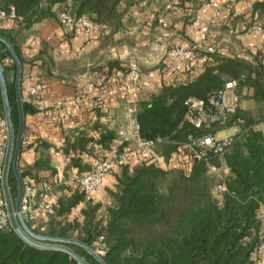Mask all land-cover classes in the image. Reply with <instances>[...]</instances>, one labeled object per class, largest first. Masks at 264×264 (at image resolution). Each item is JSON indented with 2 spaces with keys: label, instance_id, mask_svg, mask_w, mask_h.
I'll return each instance as SVG.
<instances>
[{
  "label": "trees",
  "instance_id": "trees-1",
  "mask_svg": "<svg viewBox=\"0 0 264 264\" xmlns=\"http://www.w3.org/2000/svg\"><path fill=\"white\" fill-rule=\"evenodd\" d=\"M121 1L70 0L67 4L68 0H0V8L9 12L14 7V19L30 26L52 15L51 7L54 4L66 3L65 11L70 10L77 15L88 14L96 24L118 27L123 17V11L119 9ZM259 3L263 6L264 0H257L256 5ZM0 34L11 41L24 62L13 36L5 30H0ZM5 47L0 41V61L7 77L17 130L19 113L15 74L12 79L9 76V71L15 73L16 64ZM208 54L211 60L203 71L192 79L162 84L159 90L150 93L149 99L140 103L136 117L143 137L163 139L158 151L166 161L173 152L183 149L189 134H215L232 127L241 118V129L223 158L216 156L208 162L188 156L189 166L185 169H167L156 162L140 161L132 170L124 168L118 176L115 188L111 190L113 201L103 214L99 213V204L89 202L83 210V221L74 220L61 225L57 215L71 209L84 198V193L77 186L75 192L62 196L55 204V215L51 214L45 222L47 228L43 233L75 236L95 249L102 248L104 252L101 254L109 264L254 262L255 253L264 242V218L260 215V208L264 205V131L255 126L264 120V112L258 118L251 111L239 108L225 124H216L210 129L197 128L185 121L184 116L187 109L185 99L188 96L206 98L208 94L222 88L229 78L238 81L239 93L244 86L253 87L251 97L256 102L264 103V71L259 65L240 57L225 56L218 52ZM261 55H257L258 60ZM6 58L11 62H7ZM118 67L116 63L114 69ZM23 109L24 113L36 111L25 100ZM0 110L3 111L1 86ZM116 136L117 129L112 131L106 128L100 131L98 138L80 135L74 142L67 141L64 149L66 152H73L77 147L82 150L85 143L93 138L107 148V142ZM24 145L23 139L22 148ZM222 160L230 167L231 174L225 179L227 189L218 196L213 192L215 182L209 173V164H221ZM73 162L81 165L80 158H73ZM46 166L44 160L34 164L37 169ZM20 171L23 179L31 173L30 169L20 168ZM8 182L15 201L18 180L13 169L10 170ZM33 229L39 232L37 228ZM71 246L90 264H102L84 247L78 244ZM0 264L80 263L65 251L39 248L25 241L14 229H6L0 231Z\"/></svg>",
  "mask_w": 264,
  "mask_h": 264
},
{
  "label": "crops",
  "instance_id": "crops-1",
  "mask_svg": "<svg viewBox=\"0 0 264 264\" xmlns=\"http://www.w3.org/2000/svg\"><path fill=\"white\" fill-rule=\"evenodd\" d=\"M218 1L220 10L205 5L207 0H123L119 3V9L123 11L121 25L96 24L95 36L89 38L81 27L72 34H65L60 15L70 3L68 0L67 4H54L51 7L52 15L30 26L19 19L0 18V30L13 36L24 59L23 100L29 102L26 87L41 82V94L50 105L59 98H70L86 89L90 77L111 75L116 63L120 66L134 59L144 70L157 66L171 44L187 45L196 39L190 27L193 19L208 20L210 23V38L200 43L201 52L236 56L258 65L257 55L264 51V5L259 3L257 6V0ZM227 6L232 8L229 15L222 10ZM173 82L179 83L180 78L169 73L157 75L149 87L108 96L100 108L83 104L73 108L72 115L62 120L41 116L36 111L24 113L25 145L21 150L19 165L31 172L24 179L36 182L54 173L68 179L72 168H90L95 155L111 157L125 146L117 136L107 142V148L94 138L86 142L82 150L77 147L73 152H66L64 147L67 141L74 142L80 135L98 138L101 130L107 128L115 131L128 118L126 105L139 108L142 101L149 99L152 91L159 90L162 84ZM253 92V87H242L240 108L256 116L260 110L252 108L253 103L259 104L251 97ZM263 112L264 103L261 101V115ZM255 126L264 131V120ZM227 129L226 134L220 135L221 130L217 135L232 134L239 131L241 126ZM188 156L186 149L180 148L172 153L163 167L185 169L189 166ZM75 157L81 159V165L73 162ZM38 160H44L47 166L35 168ZM139 162L134 154L128 166L115 165L113 171L105 176L92 201L100 205V214L113 201L111 190L115 188L123 169L128 167L132 170ZM77 186L70 180L59 185L55 190V204L62 196L75 192ZM88 204L83 198L71 209L56 214L60 224L83 221V210ZM50 215L39 212L37 219L30 223L32 228L43 233ZM260 215L264 218V205L260 208Z\"/></svg>",
  "mask_w": 264,
  "mask_h": 264
},
{
  "label": "built area",
  "instance_id": "built-area-1",
  "mask_svg": "<svg viewBox=\"0 0 264 264\" xmlns=\"http://www.w3.org/2000/svg\"><path fill=\"white\" fill-rule=\"evenodd\" d=\"M205 5L218 10L221 8L218 0H210ZM222 10L227 15L232 13L231 6ZM0 18H16L14 7L9 12L0 8ZM60 23L65 34H72L81 27L89 38L95 36L96 23L88 14L77 15L66 10L60 15ZM190 27L196 39L187 45L171 44L157 66L151 69L144 70L136 60H129L114 69L109 76L102 74L90 77L86 89L78 91L70 98H59L50 105L41 94L42 83L37 82L26 87L27 99L41 116L62 120L72 115L73 108L83 104H88L95 109L100 108L108 96L127 94L135 88L149 87L157 75L169 73L179 77L180 82L192 79L203 71L211 60L208 53L200 50V43L210 38V23L208 20L193 19ZM6 61H9V58H6ZM258 65L264 71V51L258 60ZM237 85L236 79L229 78L222 88L208 94L206 98L188 96L185 99L187 109L184 120L197 128L206 129L216 124H225L240 108L241 94L237 91ZM125 108L128 118L117 128L118 138L126 143L121 151H115L111 157L95 155L89 169L81 171L78 168H72L68 179L63 178L59 173H54L49 178H41L36 182L24 179L21 211L29 224L37 219L39 212L55 213V190L68 180L80 187L84 193V201L89 203L94 200V192L101 186L105 176L113 171L114 166H128L134 154L139 161L148 160L164 166L166 159L158 152L159 144L163 142V139L143 137L136 117L138 108L133 105H126ZM242 122L243 120L238 118L233 126H240ZM239 131L225 136H218L219 131L215 134L211 132L202 135L189 134L183 146L188 155L193 158L208 162L216 156L222 159L223 154L233 145ZM7 145V122L4 112L0 110V231L13 229L2 185ZM209 173L215 182L213 192L220 196L227 189L225 179L231 174L230 167L223 160L221 164L210 163ZM97 250L100 253L104 252L102 248ZM252 264H264V242L256 251Z\"/></svg>",
  "mask_w": 264,
  "mask_h": 264
},
{
  "label": "water",
  "instance_id": "water-1",
  "mask_svg": "<svg viewBox=\"0 0 264 264\" xmlns=\"http://www.w3.org/2000/svg\"><path fill=\"white\" fill-rule=\"evenodd\" d=\"M0 41L5 44V50H8L10 52V55L16 64L15 92L19 113V126L16 130L13 121L7 77L3 65L0 61V86L3 101V112L6 118L8 132V145L4 162L2 185L6 199L7 209L10 215L11 225L13 229L25 241L39 248L62 250L73 256L80 264H90L81 254H79L71 246V244H78L84 247L93 256H95L102 264H109L97 249H95L93 246L89 245L82 239L75 236H59L38 232L32 228V226L25 220L23 216V213L21 211V200L24 193V179L21 176V171L19 167L22 142L25 133V114L23 109L22 96L23 62L20 56L17 54L13 44L6 36L0 34ZM11 169H13L15 176L18 180V194L15 201L11 196V191L8 182L9 173Z\"/></svg>",
  "mask_w": 264,
  "mask_h": 264
},
{
  "label": "rangeland",
  "instance_id": "rangeland-1",
  "mask_svg": "<svg viewBox=\"0 0 264 264\" xmlns=\"http://www.w3.org/2000/svg\"><path fill=\"white\" fill-rule=\"evenodd\" d=\"M9 62H11V61H9ZM9 73H10V77L13 78L14 77V74H15L14 71H9ZM253 104H252V108H256V109L259 108V110H260V113H256L257 114L256 117L261 118V103L255 104V105H253ZM227 132H228V129L227 130H222V132H220V135L221 134H224V133L226 134Z\"/></svg>",
  "mask_w": 264,
  "mask_h": 264
}]
</instances>
